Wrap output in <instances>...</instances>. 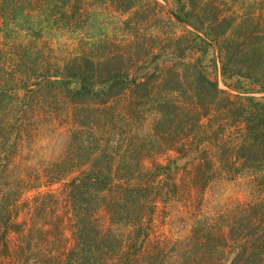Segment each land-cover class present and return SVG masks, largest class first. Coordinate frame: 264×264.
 Wrapping results in <instances>:
<instances>
[{"label": "trees", "instance_id": "trees-1", "mask_svg": "<svg viewBox=\"0 0 264 264\" xmlns=\"http://www.w3.org/2000/svg\"><path fill=\"white\" fill-rule=\"evenodd\" d=\"M163 1L0 0V264L263 262L264 0ZM62 115L65 159L17 179ZM223 178L257 198L186 243L156 235L161 208L200 213Z\"/></svg>", "mask_w": 264, "mask_h": 264}, {"label": "rangeland", "instance_id": "rangeland-1", "mask_svg": "<svg viewBox=\"0 0 264 264\" xmlns=\"http://www.w3.org/2000/svg\"><path fill=\"white\" fill-rule=\"evenodd\" d=\"M166 10L168 5L163 0H157ZM24 40L25 38H21ZM1 42V40H0ZM46 42L54 49L64 48L66 41L59 37L46 35L40 43ZM220 87L225 85L220 80ZM77 124L65 115L53 118L46 125H40L37 130L32 129V139L24 144L21 153L15 159L14 173L17 179L28 178V175H36V181L44 183L45 169L61 163L70 148L71 133ZM149 165V164H148ZM249 179L232 181L218 179L211 184L205 194L203 210L194 214L190 207H184L179 203H171L161 208L156 215V235L160 239L170 242L186 243L192 234V230L198 220L211 219L216 216L226 215L234 211L238 206L257 198V194L248 185ZM47 187L41 186L33 189L25 195L30 202L37 195L38 191H46ZM33 202H36L33 201ZM103 222L105 220L102 219ZM264 264V260L262 263Z\"/></svg>", "mask_w": 264, "mask_h": 264}]
</instances>
